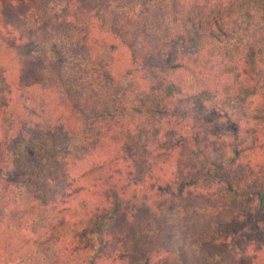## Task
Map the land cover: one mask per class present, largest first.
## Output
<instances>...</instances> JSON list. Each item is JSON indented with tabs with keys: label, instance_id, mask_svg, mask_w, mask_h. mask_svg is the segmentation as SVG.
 <instances>
[{
	"label": "trees",
	"instance_id": "trees-1",
	"mask_svg": "<svg viewBox=\"0 0 264 264\" xmlns=\"http://www.w3.org/2000/svg\"><path fill=\"white\" fill-rule=\"evenodd\" d=\"M0 264H264V0H0Z\"/></svg>",
	"mask_w": 264,
	"mask_h": 264
},
{
	"label": "rangeland",
	"instance_id": "rangeland-1",
	"mask_svg": "<svg viewBox=\"0 0 264 264\" xmlns=\"http://www.w3.org/2000/svg\"><path fill=\"white\" fill-rule=\"evenodd\" d=\"M23 192L25 193V195H27V191L26 190H23Z\"/></svg>",
	"mask_w": 264,
	"mask_h": 264
}]
</instances>
